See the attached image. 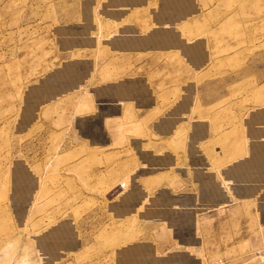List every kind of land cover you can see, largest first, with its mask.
Wrapping results in <instances>:
<instances>
[{"label": "crops", "instance_id": "obj_1", "mask_svg": "<svg viewBox=\"0 0 264 264\" xmlns=\"http://www.w3.org/2000/svg\"><path fill=\"white\" fill-rule=\"evenodd\" d=\"M70 1L76 18L70 29L86 25L84 6L94 18L99 3L103 33L109 25L117 32L103 36L97 71L93 58H83L91 69L81 92L92 110L76 113L77 94L43 106L37 138L48 134L39 133L40 121L49 124V113L63 110L62 126L53 131L74 158L66 168L82 167L95 192L129 172L142 199H160L138 223L136 238L116 248L148 246L165 264H234L262 246L264 132L249 131L264 129V121L252 119L264 112V0ZM93 18L85 33L92 47L83 48L89 55L96 50ZM255 153L259 166L240 171ZM83 196L100 199V207L84 229L66 220L75 237L102 230L117 236L109 222L118 215L108 207L117 199L92 191Z\"/></svg>", "mask_w": 264, "mask_h": 264}, {"label": "rangeland", "instance_id": "obj_2", "mask_svg": "<svg viewBox=\"0 0 264 264\" xmlns=\"http://www.w3.org/2000/svg\"><path fill=\"white\" fill-rule=\"evenodd\" d=\"M72 3L0 0V264H165L150 255L148 246L116 248L121 240L126 243L136 238L138 223L154 214L152 205L160 201L147 196L142 199L143 194L130 182L129 172L108 178L103 188L96 189L99 197L117 199L108 205L118 215V219L109 222L117 236H104L102 230L97 235L85 233L76 238L66 221L73 218L82 229L94 223L89 216L99 211L100 199L83 196L96 192L83 180L82 167L76 173L74 168L65 166L73 157L62 146L63 135L54 132L62 126L63 110L50 112L46 118L49 124L40 121L39 133L48 132L45 139L37 138V114L43 106L70 94L79 95V100L75 99L76 103L79 101L75 107L77 114L92 110L88 94L81 92L82 82L91 69L83 58H93L97 71L103 65V36L117 32L109 25L103 33L99 3L93 9L97 12L94 18L90 7L84 6L80 16L86 25L70 29L76 20ZM92 18L96 24V50L89 55L83 48L92 47V37L85 35ZM71 83L75 85L72 90L40 101L47 92ZM31 86L36 88L31 90ZM252 119L264 121V112ZM68 123L69 120L65 125ZM68 131L65 129L64 133ZM249 132L255 135L264 129L252 128ZM251 157L240 165V171L259 166L260 155L255 153ZM235 258L234 264H264V246L246 250Z\"/></svg>", "mask_w": 264, "mask_h": 264}, {"label": "water", "instance_id": "obj_3", "mask_svg": "<svg viewBox=\"0 0 264 264\" xmlns=\"http://www.w3.org/2000/svg\"><path fill=\"white\" fill-rule=\"evenodd\" d=\"M138 33H134L133 35H137ZM132 35V34H131ZM50 74V73H49ZM46 76H48V74L46 75ZM46 76L44 77V78H46ZM42 82V79L40 80V83ZM74 84V83H73ZM72 83L71 84H69V85H66V86H64V87H57V88H55V89H53V90H51V91H49V92H47L46 93V97H44V98H40V101H45V100H49V99H51L53 96H55V95H58V94H60L61 92H63V91H65V90H72L73 89V87L75 86V85H73ZM34 86H36V85H34ZM34 86H31V87H29V89L30 88H32V87H34ZM28 89V90H29ZM39 103V102H38Z\"/></svg>", "mask_w": 264, "mask_h": 264}, {"label": "bare ground", "instance_id": "obj_4", "mask_svg": "<svg viewBox=\"0 0 264 264\" xmlns=\"http://www.w3.org/2000/svg\"><path fill=\"white\" fill-rule=\"evenodd\" d=\"M36 87L32 88L31 90L35 89Z\"/></svg>", "mask_w": 264, "mask_h": 264}, {"label": "built area", "instance_id": "obj_5", "mask_svg": "<svg viewBox=\"0 0 264 264\" xmlns=\"http://www.w3.org/2000/svg\"><path fill=\"white\" fill-rule=\"evenodd\" d=\"M263 246H264V243H263Z\"/></svg>", "mask_w": 264, "mask_h": 264}]
</instances>
